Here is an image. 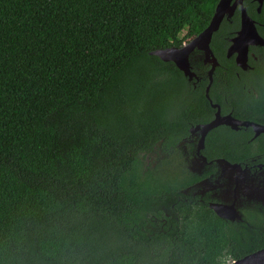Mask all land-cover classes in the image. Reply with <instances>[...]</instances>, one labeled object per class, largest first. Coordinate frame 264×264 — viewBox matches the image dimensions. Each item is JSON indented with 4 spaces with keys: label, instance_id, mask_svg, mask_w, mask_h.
Returning a JSON list of instances; mask_svg holds the SVG:
<instances>
[{
    "label": "trees",
    "instance_id": "16d2710c",
    "mask_svg": "<svg viewBox=\"0 0 264 264\" xmlns=\"http://www.w3.org/2000/svg\"><path fill=\"white\" fill-rule=\"evenodd\" d=\"M217 1L0 0V264H226L259 247L144 159L202 110L149 52L199 33Z\"/></svg>",
    "mask_w": 264,
    "mask_h": 264
},
{
    "label": "flooded vegetation",
    "instance_id": "af4514ba",
    "mask_svg": "<svg viewBox=\"0 0 264 264\" xmlns=\"http://www.w3.org/2000/svg\"><path fill=\"white\" fill-rule=\"evenodd\" d=\"M241 7L251 22L243 23L239 35ZM208 45L211 54L197 47L188 52L191 78L180 70L184 91L190 93L181 98L202 101V110L182 120L171 147L165 144L152 154L158 155L156 163L161 159L165 170L170 165L171 174L185 180L179 190L183 201L218 211L219 218L235 224L241 239L244 234L260 236L259 247L228 259L229 264L264 249V0L237 3L229 16L224 14ZM216 116L220 122L203 131L202 125Z\"/></svg>",
    "mask_w": 264,
    "mask_h": 264
},
{
    "label": "water",
    "instance_id": "95a60500",
    "mask_svg": "<svg viewBox=\"0 0 264 264\" xmlns=\"http://www.w3.org/2000/svg\"><path fill=\"white\" fill-rule=\"evenodd\" d=\"M231 1L232 0H218L207 26L202 31H200L196 36L191 38L187 43L181 45L180 47L168 46L165 48H158L150 51L149 53L152 55H156L162 61L173 62L175 66L179 70H181L185 76L191 78L190 72L188 70V60H187L188 52H190L194 47H197L203 50L206 54L209 53L211 54V50L209 48L208 42L212 32L218 28L219 23L221 22L224 14L227 13V15L229 16L232 12L233 7L237 3H241V0H234L232 3ZM246 22L249 23L251 22V20L243 11V7H241V30L239 32V35L243 34V23L245 24ZM239 39L240 36L234 40V43H236ZM213 60L215 63L216 61L214 58ZM241 61L242 58L238 53V56L236 57V62L237 64H240ZM220 120L221 117L216 116L209 123L203 124L202 125L203 131H206L209 128L215 126L220 122ZM216 213L217 216L222 217V215L218 213V211ZM229 264H264V249L258 250L252 254H248L243 258L235 260Z\"/></svg>",
    "mask_w": 264,
    "mask_h": 264
},
{
    "label": "rangeland",
    "instance_id": "374dc122",
    "mask_svg": "<svg viewBox=\"0 0 264 264\" xmlns=\"http://www.w3.org/2000/svg\"><path fill=\"white\" fill-rule=\"evenodd\" d=\"M157 156L158 155H156V154L149 153V157L147 158L148 162L150 164L153 163V162H155L158 159ZM164 168H165V166L162 167L163 170H164ZM168 168H170V167H168Z\"/></svg>",
    "mask_w": 264,
    "mask_h": 264
}]
</instances>
